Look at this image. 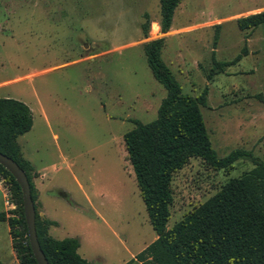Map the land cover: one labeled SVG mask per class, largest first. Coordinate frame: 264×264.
I'll use <instances>...</instances> for the list:
<instances>
[{
  "label": "rangeland",
  "instance_id": "rangeland-1",
  "mask_svg": "<svg viewBox=\"0 0 264 264\" xmlns=\"http://www.w3.org/2000/svg\"><path fill=\"white\" fill-rule=\"evenodd\" d=\"M159 5L0 0V96L19 99L32 112V126L18 141L43 167L41 210L57 223L49 234L78 237V253L90 264H123L156 238L123 142L134 119L156 118L166 94L147 65L145 41L164 36L161 57L184 93L207 88L200 109L217 155L243 148L264 160V24L247 30L236 24L264 10V0H182L164 34ZM243 47L238 62L213 68L212 51L215 60L229 61ZM253 166L241 158L228 170H214L191 158L173 174L167 226ZM5 207L0 191V210L15 215L16 208ZM6 225L0 223V261L16 256H8Z\"/></svg>",
  "mask_w": 264,
  "mask_h": 264
},
{
  "label": "trees",
  "instance_id": "trees-1",
  "mask_svg": "<svg viewBox=\"0 0 264 264\" xmlns=\"http://www.w3.org/2000/svg\"><path fill=\"white\" fill-rule=\"evenodd\" d=\"M181 1L159 0L162 34L170 29L174 11ZM144 16L147 18V13ZM236 24L241 30L264 24V10L240 16ZM148 25V20L141 25L144 37L148 36ZM217 39L216 31L213 45ZM164 43V36L143 43L151 74L166 90L157 116L147 123L134 119V127L123 134L127 157L156 238L123 264H134L135 260L139 264H264V160L243 148H234L224 156L217 155L200 109L206 105L207 88L196 96L182 91L161 57ZM213 52V68L220 71L238 62L246 54V48L229 61L215 60ZM207 77L209 79L211 73ZM31 126L32 112L25 102L0 97V152L14 159L27 175L36 212V233L44 255L50 264H90L78 253L77 237H52L48 230L56 221L37 212L30 166L17 142ZM194 157L214 170H228L241 158L249 159L254 166L228 179L213 195L168 227L173 174ZM0 173L16 203L14 216L0 211V223L6 222L9 226L17 264H37L29 246L19 185L1 165Z\"/></svg>",
  "mask_w": 264,
  "mask_h": 264
},
{
  "label": "water",
  "instance_id": "water-1",
  "mask_svg": "<svg viewBox=\"0 0 264 264\" xmlns=\"http://www.w3.org/2000/svg\"><path fill=\"white\" fill-rule=\"evenodd\" d=\"M0 165L5 168L15 179L22 195V207L27 227L29 246L37 264H50L42 251L35 228V206L31 195L30 183L25 171L18 163L0 152Z\"/></svg>",
  "mask_w": 264,
  "mask_h": 264
},
{
  "label": "crops",
  "instance_id": "crops-1",
  "mask_svg": "<svg viewBox=\"0 0 264 264\" xmlns=\"http://www.w3.org/2000/svg\"><path fill=\"white\" fill-rule=\"evenodd\" d=\"M17 142H18V145L20 147V151H21L22 157L29 163V166H30L29 172H30L32 181L34 183L35 193H36V200H35V202H36L37 206L39 205V207H40V213L39 214L42 217L47 218L44 215V213L42 212V210H41V192H42L43 178H44V173L42 172L43 171V167L37 168V166L34 164V162L32 161V159L27 154H25L24 149L21 148V145L19 144L18 138H17ZM61 193H64V192H61ZM2 205H3V202H2ZM2 210H4V208H2L0 211H2ZM95 215H97L96 212H95ZM6 228H7V231H8V225H6ZM79 242H80V240H79ZM79 247H80V245H79ZM13 252L14 251L11 248L10 253H8V256H12V254H14ZM1 261L4 262V264H17V262H18L16 256L14 258H12V259H11V257L10 258H2Z\"/></svg>",
  "mask_w": 264,
  "mask_h": 264
},
{
  "label": "built area",
  "instance_id": "built-area-1",
  "mask_svg": "<svg viewBox=\"0 0 264 264\" xmlns=\"http://www.w3.org/2000/svg\"><path fill=\"white\" fill-rule=\"evenodd\" d=\"M0 191L3 194L4 197V204H5V210L11 211L16 208V204L14 203L11 194L9 192L8 183L6 182L4 176L0 173Z\"/></svg>",
  "mask_w": 264,
  "mask_h": 264
}]
</instances>
